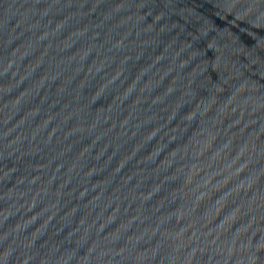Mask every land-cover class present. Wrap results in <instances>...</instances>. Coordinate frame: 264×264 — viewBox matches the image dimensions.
I'll return each mask as SVG.
<instances>
[{"label": "water", "instance_id": "95a60500", "mask_svg": "<svg viewBox=\"0 0 264 264\" xmlns=\"http://www.w3.org/2000/svg\"><path fill=\"white\" fill-rule=\"evenodd\" d=\"M0 264H264V0H0Z\"/></svg>", "mask_w": 264, "mask_h": 264}]
</instances>
